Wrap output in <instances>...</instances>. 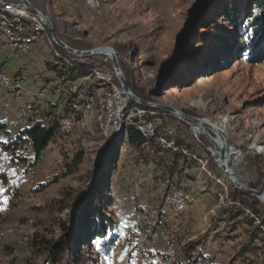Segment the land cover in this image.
Here are the masks:
<instances>
[{"label":"rangeland","instance_id":"obj_1","mask_svg":"<svg viewBox=\"0 0 264 264\" xmlns=\"http://www.w3.org/2000/svg\"><path fill=\"white\" fill-rule=\"evenodd\" d=\"M29 1L71 48H112L125 77L152 103L208 120L215 140L224 146L229 139L226 151L233 163L240 158L246 177L237 181L255 190L264 184V63H251L246 50L235 52L245 44L240 36L250 29L242 21L251 12L250 0H94V6L88 0ZM237 7L242 22L232 28L226 15ZM49 37L44 42L52 52L42 67L63 66L54 59L57 50ZM227 42L233 43L232 51L226 49ZM64 58L85 60L90 66L102 62L93 56ZM65 67L69 82H76L69 84L71 90L60 91L59 84L51 85L43 71L37 72L49 95L27 109L40 110L37 124L55 133L38 161L28 144L17 141L24 113L19 110L0 121V172L6 178L0 182V264H54L55 250L66 241L74 245V264H158L155 253L164 252L163 244L152 250L135 245L138 226L150 217L169 233L176 257L187 244L201 242L193 254L195 264H264V225L239 201L228 202L236 187L219 167L204 133L197 138L191 125L168 117L181 145L206 160L212 175L185 159L178 173L167 176L164 162L148 146H130L126 139L110 142L114 129L102 119L98 95ZM88 96L95 103L86 113ZM12 106L18 110L21 105ZM71 112L83 122L64 134L59 120ZM80 153V163L74 164ZM178 181L188 186L195 201L185 216L165 220L160 210L167 207L170 184ZM93 194L103 203L101 210L94 208ZM102 227L104 239L92 241Z\"/></svg>","mask_w":264,"mask_h":264},{"label":"built area","instance_id":"obj_2","mask_svg":"<svg viewBox=\"0 0 264 264\" xmlns=\"http://www.w3.org/2000/svg\"><path fill=\"white\" fill-rule=\"evenodd\" d=\"M88 4L94 6L95 1L88 0ZM0 36L5 44L20 54H28L34 45L47 35L43 24L20 0H0ZM49 42L52 45V41L49 40ZM93 57L102 58V62L92 66V69L84 75L79 76L77 81L89 90L90 93L98 95L99 107L101 108L102 119L105 124L112 126L114 133L122 129V132L116 136V140L126 139L128 130L133 128L142 134L145 139V146H153L151 153L165 162L167 166L171 164L170 160L174 157H178L182 161L193 159L202 167L203 171L211 176L212 174L207 171L208 162L201 157L191 154L188 148L178 142L177 127L163 122L162 118L167 120L168 117L174 116L157 108L143 106L128 99L115 75L113 66L110 67L111 59L106 56ZM54 59L60 61L63 66L68 67L73 64L86 65L85 60L64 58L58 51H54ZM87 66L90 65L87 64ZM0 87L12 93L22 89L18 78H14L4 72H0ZM76 89L73 88L72 91L75 93ZM94 103L92 97L88 96L86 98V113L92 111L91 107ZM82 122L83 119L73 114V112L68 113L60 118L59 130L64 134H70ZM191 127L192 132L197 138L199 137L198 135L204 133L200 127L193 125ZM195 130H198L199 133H196ZM214 149L216 148L213 147L212 149L210 147L212 152ZM212 178L220 183L217 177L213 176ZM194 201V196L181 181L172 182L169 192L164 198V204L178 214L183 213ZM250 215L259 224L263 225L261 220L256 216L252 213ZM158 244H163L165 250L162 253H155L156 263L172 264L176 257V248L169 233L162 230V224L158 219L146 218L137 228L135 245L140 250H152ZM14 254H16V251H14Z\"/></svg>","mask_w":264,"mask_h":264},{"label":"trees","instance_id":"obj_3","mask_svg":"<svg viewBox=\"0 0 264 264\" xmlns=\"http://www.w3.org/2000/svg\"><path fill=\"white\" fill-rule=\"evenodd\" d=\"M251 2V12L245 19H241L244 22V27H247L249 24L250 29L248 32L244 33L240 36L239 41H244L245 44L238 46L235 48V52L239 50H246L245 52L249 53L248 60L254 64H263L264 63V0H250ZM240 11L237 9H233L228 15H226V20L228 24L232 28H238L242 21H238L240 18ZM46 35L49 37L48 32L46 31ZM50 38V37H49ZM254 38V39H253ZM51 39V38H50ZM52 41V40H51ZM227 50L232 51L233 43L227 42L226 44ZM52 46L54 50L61 52V54L65 56H70L65 50L57 46L52 41ZM121 68L123 69V65L120 63ZM71 70L75 73H78L79 76L84 75L92 69V66L82 65V64H73L69 66ZM127 75V74H126ZM129 75V74H128ZM127 75V76H128ZM127 79V77H126ZM127 85L129 89L140 99H143L147 102H152L150 98L144 97L141 91L133 84L131 79H127ZM164 123H167V120L162 118ZM54 130L48 129L40 124L33 126L31 129L22 132L17 141L22 142L24 144H28L34 153V161H38L41 157L43 151L48 147L52 139L54 138ZM178 142L181 141L177 138ZM126 142L130 146L134 147H143L145 146V139L140 132L137 130L130 128L127 132ZM18 143V142H17ZM181 144V143H180ZM149 147V146H148ZM150 151L153 146L149 147ZM83 154L80 153L76 156L74 160V164L80 163ZM3 160L0 155V168ZM163 162V161H162ZM171 164L166 165L164 162L165 168L167 169V176H173L175 173H178L181 168L182 160L178 157H174L170 160ZM5 175L0 172V182H5ZM94 196L91 198L94 208L96 210L102 209V202L99 201L98 194H93ZM84 196L79 200L82 201ZM239 201L241 205L248 209L254 216L261 218V222L264 225V209L260 201L250 195H246L241 193L236 188H232L230 194L228 195V202H237ZM79 204V203H78ZM105 237V228L102 227L101 230H96L91 240L94 241L96 239H104ZM201 244V242H191L187 244V246L182 250V252L176 257V260L172 264H195L196 261L193 259V254L196 251L197 247ZM74 245L71 242L66 241L63 245H60L59 248L55 250V260L54 264H74L71 260V250Z\"/></svg>","mask_w":264,"mask_h":264},{"label":"crops","instance_id":"obj_4","mask_svg":"<svg viewBox=\"0 0 264 264\" xmlns=\"http://www.w3.org/2000/svg\"><path fill=\"white\" fill-rule=\"evenodd\" d=\"M52 52L51 48L45 44L44 39L39 40L28 54H20L16 50H14L9 45L5 44L3 39L0 37V72L7 73L8 75L14 77L18 76L19 79L23 80L22 91H20L16 98H13V93L5 90L0 87V121L2 119L5 120L6 117L11 116L12 113L20 110V113H24L26 117V121L20 123L21 132L31 129L37 123L41 121V112L40 110H28L30 106L28 104L35 103L39 101L37 104L41 105L42 99L48 97L49 93L46 88H43L40 81H38L37 72L38 69L44 72V77L51 80V85L59 84L58 88L61 91L63 88L72 86L75 81L69 82L71 79V74L67 73L68 69L65 66H56L50 69L49 67H42V65H47V58ZM70 84V85H69ZM70 86V87H71ZM43 89V90H42ZM72 87L70 88V90ZM43 102V101H42ZM12 103H17L21 105L17 110L12 106ZM4 113H7L4 116ZM188 186L186 185V188ZM188 191H190L187 188ZM195 195V190L192 191ZM199 198V197H198ZM163 213V217L165 220L172 218L175 215H178L173 209L169 207H164L160 210ZM188 213V209L183 213L184 216ZM204 252V250H200V252ZM200 252L197 251L196 255H200ZM193 259H197L194 255ZM200 260V258H198Z\"/></svg>","mask_w":264,"mask_h":264},{"label":"water","instance_id":"obj_5","mask_svg":"<svg viewBox=\"0 0 264 264\" xmlns=\"http://www.w3.org/2000/svg\"><path fill=\"white\" fill-rule=\"evenodd\" d=\"M25 6L26 8L33 14L35 15L38 20L43 24V26L45 27L46 31L48 32L50 38L52 39V41L59 46L60 48H62L63 50H65L66 52H68L70 55L78 57V58H89L92 56H106L109 57L112 61V65H113V69L115 72V75L118 79V81L121 84V87L125 93V95L127 96L128 99L133 100L143 106H151L154 108H157L159 110L165 111L167 113H169L170 115L180 119L181 121L185 122L188 125H193V126H197L200 127L201 129H203L204 134L207 136V138L209 139L210 143L213 144V146L216 148V143H215V139L211 136V132L212 130L209 128L208 126V120L205 119H199V118H195L189 115H186L185 113H183L180 110H176L174 108L168 107V106H164V105H159V104H154V103H150L147 102L143 99L138 98L137 96H135V94L129 89L128 85H127V80L126 77L120 67V63L118 61V57L116 52L108 47V49L110 50V52H104L102 49L103 48H97L94 50H88V51H83V50H77V49H73L71 48L69 45H67L66 43H64L60 37L58 36V33L54 27V25L52 24V22L50 21V19L48 17H46L42 12H40L29 0H20ZM122 132V129L119 132H116L113 134V136L110 139V142H115L116 141V136ZM214 133V132H212ZM221 134H225L223 131H220ZM216 135V133H214ZM217 136V135H216ZM228 137V135H227ZM229 140V139H228ZM225 140L224 143V147L221 148V152L223 153L222 156H224V150L226 149V147L229 145V141ZM219 167L222 169L223 173L226 175L228 181H230L239 191H241V193L246 194V195H250V196H254L256 198H258L261 201V197L264 195V184L260 187V189L255 190V189H250L247 186H245L244 184L236 181L231 173H229L228 169L225 167L224 163L221 162L219 163Z\"/></svg>","mask_w":264,"mask_h":264},{"label":"bare ground","instance_id":"obj_6","mask_svg":"<svg viewBox=\"0 0 264 264\" xmlns=\"http://www.w3.org/2000/svg\"><path fill=\"white\" fill-rule=\"evenodd\" d=\"M104 52H110L108 47H103L102 49ZM208 124V123H207ZM209 126V124H208ZM203 130V129H202ZM223 131V130H222ZM196 133H199L198 130H195ZM224 132V131H223ZM220 133V131H219ZM220 135H224L221 134ZM228 140V139H226ZM216 143V149H214V157L217 160L218 163L223 162L225 167L228 169L229 173H231L232 177L237 181V180H242V177L245 179L246 175H244V171L240 167V158H238L234 163L233 160L230 157L229 152L224 150V156H222L221 148H223V144L220 143L219 141L215 140ZM228 145L227 147H229ZM226 147V148H227ZM246 186V185H245ZM261 201L264 203V195L261 197Z\"/></svg>","mask_w":264,"mask_h":264}]
</instances>
